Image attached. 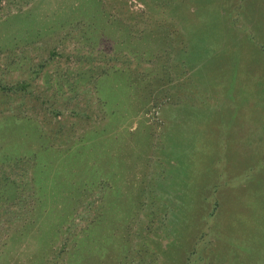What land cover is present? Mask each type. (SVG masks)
<instances>
[{
	"label": "rangeland",
	"instance_id": "1",
	"mask_svg": "<svg viewBox=\"0 0 264 264\" xmlns=\"http://www.w3.org/2000/svg\"><path fill=\"white\" fill-rule=\"evenodd\" d=\"M20 81L0 264H264V0H0Z\"/></svg>",
	"mask_w": 264,
	"mask_h": 264
},
{
	"label": "trees",
	"instance_id": "2",
	"mask_svg": "<svg viewBox=\"0 0 264 264\" xmlns=\"http://www.w3.org/2000/svg\"><path fill=\"white\" fill-rule=\"evenodd\" d=\"M22 84V85H20ZM24 85V81H20V82H15L14 85L11 84V87L10 85H0V88L2 89V92L3 93H7V92H10V91H15L16 89H20L22 87L20 86H23Z\"/></svg>",
	"mask_w": 264,
	"mask_h": 264
}]
</instances>
